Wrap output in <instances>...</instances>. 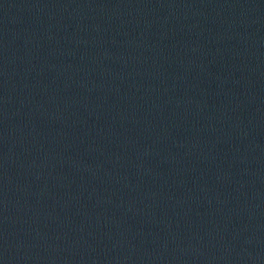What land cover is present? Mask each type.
<instances>
[{
	"label": "water",
	"instance_id": "1",
	"mask_svg": "<svg viewBox=\"0 0 264 264\" xmlns=\"http://www.w3.org/2000/svg\"><path fill=\"white\" fill-rule=\"evenodd\" d=\"M0 264H264V0H0Z\"/></svg>",
	"mask_w": 264,
	"mask_h": 264
}]
</instances>
